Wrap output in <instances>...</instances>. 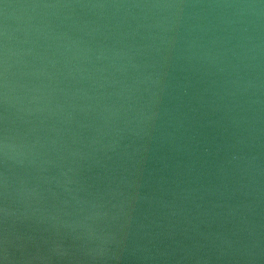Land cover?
Here are the masks:
<instances>
[{
  "label": "water",
  "instance_id": "1",
  "mask_svg": "<svg viewBox=\"0 0 264 264\" xmlns=\"http://www.w3.org/2000/svg\"><path fill=\"white\" fill-rule=\"evenodd\" d=\"M0 264H264V0H2Z\"/></svg>",
  "mask_w": 264,
  "mask_h": 264
},
{
  "label": "snow or ice",
  "instance_id": "2",
  "mask_svg": "<svg viewBox=\"0 0 264 264\" xmlns=\"http://www.w3.org/2000/svg\"><path fill=\"white\" fill-rule=\"evenodd\" d=\"M0 2H2V0H0Z\"/></svg>",
  "mask_w": 264,
  "mask_h": 264
}]
</instances>
